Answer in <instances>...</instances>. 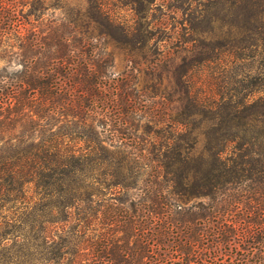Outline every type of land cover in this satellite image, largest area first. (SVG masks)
I'll return each instance as SVG.
<instances>
[{
    "label": "trees",
    "instance_id": "trees-1",
    "mask_svg": "<svg viewBox=\"0 0 264 264\" xmlns=\"http://www.w3.org/2000/svg\"><path fill=\"white\" fill-rule=\"evenodd\" d=\"M153 3L0 0V264H136L148 241L191 223L190 211L179 210L185 202L227 198L226 183L241 176L237 159L252 152L246 146L253 139L264 138V78L242 77L235 90L222 91L206 76L213 63L237 72L254 59L264 36L253 3L241 7V19L235 16L241 36L230 46L205 39L214 17L226 23L223 1L199 0L183 34L157 52L153 41L162 39L147 21ZM123 10L129 18L115 15ZM104 46L123 52L127 69L113 75ZM11 64L19 67L6 68ZM119 145L146 154L138 161ZM134 167L143 172L137 176ZM138 181L140 199L116 198ZM252 192L255 201L264 196ZM79 208L83 215L106 214L107 231L69 251L67 215L72 210L83 223ZM133 217L152 223L145 245L137 237L130 243L128 235L118 243L108 233ZM257 224L264 231V217ZM71 227L84 233L77 223ZM92 249L96 255L86 257ZM163 263L169 260L154 262Z\"/></svg>",
    "mask_w": 264,
    "mask_h": 264
},
{
    "label": "rangeland",
    "instance_id": "rangeland-1",
    "mask_svg": "<svg viewBox=\"0 0 264 264\" xmlns=\"http://www.w3.org/2000/svg\"><path fill=\"white\" fill-rule=\"evenodd\" d=\"M74 0H66L67 7L72 6ZM199 1V0H198ZM196 1V2H198ZM216 1V0H213ZM225 14H229L226 17V23H223L219 19L213 18L212 22L205 28L207 38L213 44L223 43L225 47L231 45L232 42L239 40L241 36V30L239 27L234 25L235 16L241 19L240 11L242 6H247L253 3L255 14L258 20L262 23L259 28L264 36V0H222ZM192 0H154L152 10L149 11L147 21L151 29H158V35L156 38L162 40H154L152 44V50H166L169 46L175 43V39L179 37V34H183L184 20L188 17V13H191L198 4ZM236 3V5L233 4ZM218 5V4H217ZM190 7V8H188ZM188 8V9H187ZM192 10V11H191ZM190 11V12H188ZM60 11L49 9L47 14L52 13L53 15L58 14ZM131 13L126 11H117L115 15L120 19H127ZM216 14L215 7L211 10V15ZM168 36L169 38H166ZM186 36V34H185ZM204 36V37H205ZM199 44V42H196ZM260 47L254 55V59L249 60L245 67H239L236 72L232 66L227 65V70H222L221 65L213 63L207 75L213 77V82L222 86V91H233L238 80L256 81V78H264V42H259ZM197 49H199L198 45ZM106 52H111L110 60L111 66L109 70L113 75L120 73L127 69V62L125 61V55L123 52L117 49L111 50L109 46L103 48ZM155 55V54H154ZM153 55V56H154ZM5 64L0 59V67ZM19 65H7L6 68L13 69ZM135 65L132 74H134L139 80V73L135 71ZM141 66H139L140 68ZM242 72V73H241ZM247 74V76H246ZM196 77H199L197 75ZM139 81L137 82V84ZM215 83V84H216ZM264 88V87H263ZM249 89L254 90V87ZM253 92V91H252ZM254 94H257L256 92ZM98 130V127H97ZM136 134L140 133V128L135 131ZM106 144H113L110 137H105ZM251 145H247L246 148H251L252 152H248L243 158L237 159L236 163L242 162L235 170H239V179H235L233 182H227L225 188H227V194L229 195L225 199H220L219 196L215 200H211L208 197L195 196L192 199L185 202L180 211H190L191 223L184 225V231H180L178 228L172 232L163 233L162 238L157 241L156 239L148 241L149 245H145V241L142 239L145 237V231L151 224L147 225L144 218H132L130 224L126 223L120 227L115 225L111 227L108 233L111 234L112 239L116 242H120L122 237L128 235L131 243L132 238L137 237V243L148 247V251L144 253V257L140 259V262L136 264H154L155 260L162 257L169 260L168 264H264V231L260 230L259 222L264 217V209L260 210V207H264V196L259 201L256 199L248 198L251 191L256 193V190H264V138L256 137L252 140ZM200 145L196 147L199 151ZM119 149L130 151L128 155L138 156L140 161L142 155L146 154L145 150H136L133 147L119 145ZM230 149V148H229ZM260 150V152H259ZM234 164H230L233 166ZM134 171H138L134 167ZM139 174L143 172L140 169ZM237 173V172H235ZM147 187V185H145ZM143 182L138 181L135 188H129L124 191H119L116 194V198L129 201H135L141 196V188ZM256 189V190H255ZM252 192V193H254ZM257 197V194L256 196ZM126 203L124 206H126ZM146 204V203H145ZM258 209L255 210L253 207ZM141 207V206H139ZM98 210H102V207H96ZM147 209V208H146ZM80 210V223L76 221L70 210L67 215V227L68 230L64 234L68 240V250L72 251L85 247L84 243L80 241L85 238L93 241H97L98 236H103L106 233V219L107 215L100 213L99 211L95 215L84 213ZM171 218H175L177 214L174 213L175 208L170 206ZM216 211V212H215ZM259 213H257V212ZM185 220L187 218L184 217ZM175 222V220H171ZM247 221H250L249 223ZM75 223L78 224V229L84 233L77 234L73 232ZM86 224V225H84ZM159 224V223H158ZM182 223H178L179 227ZM250 227V231H245V227ZM191 225V226H188ZM248 227V228H249ZM119 228H123L121 232ZM164 232V231H163ZM191 234L190 238L187 237ZM138 235V236H137ZM171 236V237H170ZM125 238V237H123ZM14 249V248H13ZM86 253V252H85ZM88 258L91 254L96 255V250L92 249L87 251ZM143 254V253H142ZM92 256V255H91ZM93 258V257H92ZM101 264H124L116 262L102 261ZM130 264H133L130 262ZM167 264V263H163Z\"/></svg>",
    "mask_w": 264,
    "mask_h": 264
}]
</instances>
